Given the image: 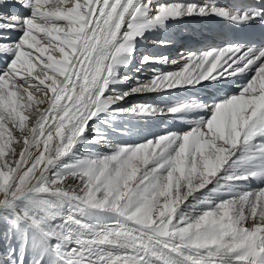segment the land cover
I'll use <instances>...</instances> for the list:
<instances>
[{
    "label": "snow or ice",
    "instance_id": "snow-or-ice-1",
    "mask_svg": "<svg viewBox=\"0 0 264 264\" xmlns=\"http://www.w3.org/2000/svg\"><path fill=\"white\" fill-rule=\"evenodd\" d=\"M14 2L25 14L0 12V264H264V47L189 53L167 73L151 68L167 57L145 55L136 71L150 79L122 75L146 33L192 17L264 25V2ZM206 81L236 91L117 106ZM157 114L188 127L130 145L92 133L108 118ZM89 145L107 151L82 153Z\"/></svg>",
    "mask_w": 264,
    "mask_h": 264
},
{
    "label": "bare ground",
    "instance_id": "bare-ground-1",
    "mask_svg": "<svg viewBox=\"0 0 264 264\" xmlns=\"http://www.w3.org/2000/svg\"><path fill=\"white\" fill-rule=\"evenodd\" d=\"M163 0H153V3H160ZM184 2H195L193 0H184ZM6 4V6H5ZM0 12H4L7 14H17L23 15L25 14L20 6L14 2V0H5V3H0ZM23 12V13H22ZM217 17H207V18H200V17H192V18H185L183 20L174 21L178 25H181L183 22L186 24H191L190 21L194 19H203L209 20ZM192 28L196 25L192 24ZM184 27V26H181ZM154 32L146 33L147 35L153 36ZM189 38L192 37L189 35ZM170 48L167 47V50ZM0 61H3V57H0ZM0 68L3 67L2 63H0ZM126 85H121V87H125ZM133 96V95H129ZM161 95L157 93L153 95V97H160ZM158 100H161L158 98ZM133 104H153L158 105L160 107H164L166 104H158L156 101H152L151 98H147L145 100H127L120 103L118 106L120 107H129ZM200 115H206V113H199L195 118H198ZM109 122H97L92 125V133L95 134L97 129L103 131L108 138L109 142L112 144H120V145H130L136 144L143 141L146 138H152L153 136L162 135L168 132H181L185 130L188 125L184 121L173 120L170 114H157L156 116L151 117H133V116H118L115 119L108 118ZM88 150L92 151H107L97 145H89L85 148L81 149V152H85ZM258 182L253 181L251 184V190H256L257 188L261 187ZM204 207L203 205L198 206L196 211L198 212L200 208ZM189 213L192 212V209L188 210ZM5 225L0 222V232H3ZM5 252V245L2 240H0V260L5 259L3 253Z\"/></svg>",
    "mask_w": 264,
    "mask_h": 264
}]
</instances>
